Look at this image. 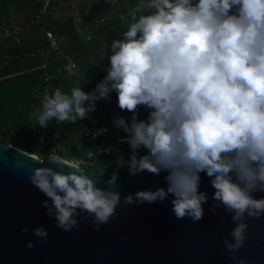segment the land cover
<instances>
[{
    "label": "clouds",
    "instance_id": "9594fccd",
    "mask_svg": "<svg viewBox=\"0 0 264 264\" xmlns=\"http://www.w3.org/2000/svg\"><path fill=\"white\" fill-rule=\"evenodd\" d=\"M110 49L107 75L96 88L66 93L55 87L51 95L46 90L37 122L41 128L53 120L76 124L115 92L119 109L133 113L130 121L113 120L125 133L119 142L131 151L128 160L118 158L119 168L127 167L130 176L163 174L166 187L121 199L114 190L117 172L107 188L98 187L103 181L90 178L96 175L82 167L84 161L58 155L64 149L56 145L48 163L69 171L37 167L28 177L46 197V214L58 229L70 232L86 213L99 231L121 204L163 203L171 197L175 218L196 223L209 203L208 192L200 190L203 174L214 189L210 211L223 206L235 225L231 239L222 240L229 258L246 264L236 253L246 247L247 220L264 217V197L256 198L264 193V0H147L133 8L128 29ZM74 68L71 64L68 71ZM141 107L148 113L143 120L137 115ZM21 231L27 234L28 228ZM32 235L48 240L43 226Z\"/></svg>",
    "mask_w": 264,
    "mask_h": 264
},
{
    "label": "water",
    "instance_id": "95a60500",
    "mask_svg": "<svg viewBox=\"0 0 264 264\" xmlns=\"http://www.w3.org/2000/svg\"><path fill=\"white\" fill-rule=\"evenodd\" d=\"M19 150V152H18ZM12 145L0 142V264H236L222 243L231 239L235 226L221 206L210 211L214 189L207 177L201 178V191L209 194L204 216L199 222L176 219L169 197L163 203H144L117 207L116 215L99 231L92 227L93 218H85L70 232L58 229L54 217L46 214L42 201L46 197L32 186L28 177L37 167L60 169ZM97 186L107 188L109 172H89ZM164 186V177H127L119 175L115 191L121 199L141 190ZM264 197L257 193L256 198ZM49 203H51L49 201ZM248 239L236 255L246 264H264V217L248 219ZM48 231L47 242L32 235L34 228ZM27 227L28 233L22 229ZM35 245L28 249L26 244Z\"/></svg>",
    "mask_w": 264,
    "mask_h": 264
},
{
    "label": "trees",
    "instance_id": "16d2710c",
    "mask_svg": "<svg viewBox=\"0 0 264 264\" xmlns=\"http://www.w3.org/2000/svg\"><path fill=\"white\" fill-rule=\"evenodd\" d=\"M137 2L138 0H129L131 6H134ZM16 7H21L24 11L23 18L19 23L21 24L29 20V16L38 8V3L37 0H0V24L4 25L5 21L11 18ZM44 24L58 38L63 35H68L74 44L80 43L75 35L72 20L64 23H55L52 21V17H49ZM109 26L110 24L100 27L97 30L98 35H106L108 38L107 31ZM36 34L38 35V27H31L29 34L19 43H14L8 48L0 49V142L16 148V144H22L23 148L21 150L29 154H32L33 147L26 143L31 137L28 129L31 127V114L37 102L36 97L41 90L42 80L45 74H56L58 70L65 69L66 65L63 58L57 57L56 55L47 56L45 54L46 41L42 36L36 37ZM63 54L69 55L67 51H63ZM44 63L47 66L46 70L40 69ZM62 82L63 85H61V88L63 91L70 93L72 89L70 85L61 79ZM55 87L60 86L53 85L52 93ZM112 94L113 96L110 97V101H117V94L115 92H112ZM118 117L120 115L116 114L115 119ZM37 128L40 130V127ZM64 130L65 126L61 133ZM8 131L12 133L11 137L6 136ZM89 145H91L89 141L83 140L69 148V152L66 154L59 150L57 154L65 155V158L82 157L90 148ZM39 159L45 162L48 160V157H39ZM101 160L103 163L110 161V159L105 158H101ZM105 172L108 171L99 173ZM118 175L136 177L130 176L129 171L118 173ZM137 176L164 177L163 174L161 176H150L145 173ZM203 177H206V175L202 174L201 178Z\"/></svg>",
    "mask_w": 264,
    "mask_h": 264
},
{
    "label": "crops",
    "instance_id": "0c3cea01",
    "mask_svg": "<svg viewBox=\"0 0 264 264\" xmlns=\"http://www.w3.org/2000/svg\"><path fill=\"white\" fill-rule=\"evenodd\" d=\"M146 2L147 0H138L134 6L130 5L129 0H61L58 2L52 10V21L64 23L72 20L75 35L80 43L74 44L68 35L59 37L63 51H67L74 59L77 68L72 69L70 73L65 65V69L58 70L56 73L58 79L53 85L61 87L62 79L71 88L81 87L82 90L93 91L107 75L106 69L110 66L109 57L112 54L110 49L112 40L122 38L123 32L131 23L133 8ZM23 15L22 8L14 9L11 18L7 19L5 24L11 27L17 25ZM109 24L108 38L106 35H98L97 30ZM39 36L36 34V37ZM64 126L68 132L69 130L73 132L76 130L77 123L67 122Z\"/></svg>",
    "mask_w": 264,
    "mask_h": 264
},
{
    "label": "rangeland",
    "instance_id": "374dc122",
    "mask_svg": "<svg viewBox=\"0 0 264 264\" xmlns=\"http://www.w3.org/2000/svg\"><path fill=\"white\" fill-rule=\"evenodd\" d=\"M15 9H21L20 7H16ZM7 25V24H6ZM86 93L92 92V90L84 89ZM113 94L110 93V97H112ZM98 105H96V111L91 112L87 118L81 121H77V127L75 131L69 130V132L66 130L63 131V135H58L57 137L44 135L37 127H40L37 118L39 115L36 114L35 110L37 109V106H34V109L31 114V127H29L28 131L30 133L29 140L26 141L30 146L33 147L32 154L36 157L40 158H46L48 157V153L56 147V145L62 146L64 151L62 153L69 152V148H71L74 145H77L80 141L87 140L91 145H89V149H107V148H113L117 147L119 145H122L123 143L119 142L120 137H123L125 133L122 131V129H117L116 126L113 124V120L115 119V115L119 114L120 117L125 118L126 120L130 121L133 113L127 112V111H121L118 107L117 101H105L103 99L97 101ZM34 113V115H33ZM147 110L143 107L139 108L138 110V118L142 119L143 117L147 116ZM69 123V122H68ZM107 128V132L99 135L96 138H93L91 133H94L95 131ZM63 129V128H62ZM67 131V132H66ZM62 132V131H61ZM7 137H11L12 133L8 131L6 133ZM18 149H22V144H16ZM88 149V150H89ZM141 155L145 154L143 150L140 153ZM131 155V151L129 148L128 154L124 158V160H128ZM84 158L78 157V158H67L69 160L71 159H79ZM84 167V166H82ZM86 171L89 172H102V171H108L110 173L117 172V173H123L128 171L127 167L119 168L116 166V163L112 160L109 162L103 163L102 160L99 162V166L95 168V170H90L87 167H84ZM145 174H148L150 176H154L152 174H149L145 172Z\"/></svg>",
    "mask_w": 264,
    "mask_h": 264
},
{
    "label": "built area",
    "instance_id": "2783aa9c",
    "mask_svg": "<svg viewBox=\"0 0 264 264\" xmlns=\"http://www.w3.org/2000/svg\"><path fill=\"white\" fill-rule=\"evenodd\" d=\"M61 0H37L38 8L36 11L29 16V20L27 22L17 24L14 26H8L6 24H0V49L8 48L14 43H19L22 39H24L31 27H38V34L44 38L46 41V50L45 54L48 55H56L57 57L63 58L66 66L69 68L71 64H75L77 68V64L74 59L70 55L63 54V49L61 47L60 39L51 31H49L44 25L49 17H52L53 5L60 2ZM11 39L12 43H11ZM46 64H42L40 69L46 70ZM75 69V68H74ZM58 79V74L47 75L45 74L42 80L41 90L38 93L36 99L37 102L35 105L37 109L35 110L37 115H40L42 112V104L43 99L46 94L51 95L53 84ZM34 115V113H33ZM147 116L143 117L141 120L146 119ZM67 122H58L51 121L48 123L47 127L41 128V131L44 135L57 137L58 135H63L65 133H61L62 128ZM129 151V145L127 143H123L117 147L107 148V149H89L86 151L84 158H79L84 161V167L88 169H95L99 166V162L101 158L110 159L116 163V166L119 167V157L125 158Z\"/></svg>",
    "mask_w": 264,
    "mask_h": 264
}]
</instances>
